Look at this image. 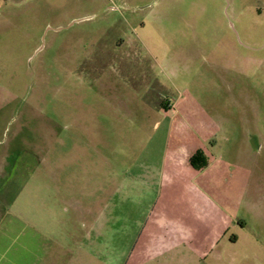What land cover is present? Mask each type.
<instances>
[{
	"label": "rangeland",
	"instance_id": "374dc122",
	"mask_svg": "<svg viewBox=\"0 0 264 264\" xmlns=\"http://www.w3.org/2000/svg\"><path fill=\"white\" fill-rule=\"evenodd\" d=\"M172 105L211 154L205 243L127 188ZM0 264H264V0H0Z\"/></svg>",
	"mask_w": 264,
	"mask_h": 264
},
{
	"label": "crops",
	"instance_id": "0c3cea01",
	"mask_svg": "<svg viewBox=\"0 0 264 264\" xmlns=\"http://www.w3.org/2000/svg\"><path fill=\"white\" fill-rule=\"evenodd\" d=\"M162 112L165 118L170 120V126L166 132L167 141L160 146L153 147L150 145L143 148L142 154H140L138 158H135L130 165L127 188L130 190L135 187V185H143L148 192L158 195L156 205L160 212V216L155 219L152 225H165L168 223L170 219L169 217L165 218L163 216L164 214L169 215L174 213L180 215L182 218L185 217L186 220L192 221V230L196 232L195 234H197L199 242L205 243V239L208 240V238H212L210 233L211 224L206 221L208 216H201V218L199 216L193 217L190 215V212L195 210L196 206L197 209H200L197 203L198 200L203 201L206 197L198 190L197 184L195 183L198 177L204 172L205 168L201 170L195 169L191 164V158L199 150H202L205 156H210L211 154L206 146L197 140L198 136H196L194 131L184 121L183 117L176 111L175 105L169 106L166 109L162 108ZM96 124H98L97 121ZM174 133L184 139L187 138V143L172 144L171 136ZM78 150L83 153L87 151L85 146L78 148ZM158 152H160L159 158L155 157ZM65 199V203L69 205V209L72 208V210L79 215V220L81 222L83 221L86 224L85 216L90 213L93 215L95 214V227L100 225L99 228H101L102 224L105 223L104 219L106 217L102 206L96 204L95 208L89 207L80 199L70 196H65ZM211 206H214V204ZM204 213L210 214V210ZM173 222H175V220H173ZM169 225H171V223ZM181 240L182 239L179 238H175V240H166L165 245L166 248H168L167 250L171 251L178 247L184 248ZM81 247H83V249L80 250L78 255H74V260L78 263H81L82 258L86 260L88 243L84 242V244H81ZM192 257H194V255H192ZM139 262L142 261H138V263Z\"/></svg>",
	"mask_w": 264,
	"mask_h": 264
},
{
	"label": "trees",
	"instance_id": "16d2710c",
	"mask_svg": "<svg viewBox=\"0 0 264 264\" xmlns=\"http://www.w3.org/2000/svg\"><path fill=\"white\" fill-rule=\"evenodd\" d=\"M191 164L197 170H201L207 166V159L202 150H199L195 155L192 156Z\"/></svg>",
	"mask_w": 264,
	"mask_h": 264
}]
</instances>
